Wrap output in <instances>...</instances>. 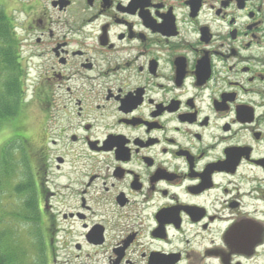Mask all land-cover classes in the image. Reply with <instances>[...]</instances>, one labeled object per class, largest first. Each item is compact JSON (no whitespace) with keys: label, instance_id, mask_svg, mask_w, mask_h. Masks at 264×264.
I'll use <instances>...</instances> for the list:
<instances>
[{"label":"flooded vegetation","instance_id":"flooded-vegetation-1","mask_svg":"<svg viewBox=\"0 0 264 264\" xmlns=\"http://www.w3.org/2000/svg\"><path fill=\"white\" fill-rule=\"evenodd\" d=\"M4 1L42 255L264 264V0Z\"/></svg>","mask_w":264,"mask_h":264},{"label":"trees","instance_id":"trees-1","mask_svg":"<svg viewBox=\"0 0 264 264\" xmlns=\"http://www.w3.org/2000/svg\"><path fill=\"white\" fill-rule=\"evenodd\" d=\"M4 2V0H0V131L5 124H11L12 122H15L19 117L23 107L26 105L24 81L21 78L23 65L21 64L19 57V40L13 33V19L11 18L10 13L7 10V6ZM15 144L16 142L11 141L2 149V153L0 156V180L3 177H9L13 172H16L17 164L10 161L12 156L10 155L9 150L10 148L13 149ZM20 146L22 147L23 151V146ZM23 186L20 184L19 186H15L14 190L18 195L28 193L27 196L29 197L30 193L33 194V187L28 184H23ZM2 191L3 190L0 181V208L1 197L3 195ZM31 200H33V202ZM25 207L27 208V210L30 209L32 211L33 216L30 215L27 218L23 209H21L23 220H29L35 223L38 213L34 206L33 197L28 200ZM0 217L2 218V216ZM17 217H19V215ZM6 238V231L1 230L0 264H29L26 261H23V258H25L26 254L24 253V251L22 253V250L16 247L17 241L10 238L11 242H6ZM40 262L41 264L49 263L47 258H44V256L42 259L40 257Z\"/></svg>","mask_w":264,"mask_h":264},{"label":"rangeland","instance_id":"rangeland-1","mask_svg":"<svg viewBox=\"0 0 264 264\" xmlns=\"http://www.w3.org/2000/svg\"><path fill=\"white\" fill-rule=\"evenodd\" d=\"M7 124H5L2 130L0 131V156L4 146L11 142L8 139L10 133L6 132L5 130ZM30 124H33V122H31ZM30 128H33V130H35L36 127L34 125H30ZM32 146L34 147V143ZM9 150L10 155L12 156L10 161L15 162L17 165L15 173L13 172L12 175H10L9 177L5 176L0 180L3 190V195L1 197L0 216H2V218H5L2 219L0 217V231H6V242H11V239L17 241L16 247L18 249L20 248L22 250V253L24 251V253L26 254L25 258H23V261H26L29 264H41L40 257L42 259L43 255L41 253L42 249L39 246V241L41 240L40 227L32 221H24L23 214L21 212V209H23L27 218L30 215L33 216L32 211L29 209V212V210H27L25 206L30 198H35L34 190H32L34 195L30 193L29 197L27 196L28 193L18 195L14 190L15 186H19V184L23 186V184H26L28 181L26 176H28L29 173L26 168V162L24 157L25 152L22 151V147L19 143H16L14 148H10ZM31 201L33 202V200ZM18 215L19 217H17ZM44 258L46 257L44 256ZM47 260L49 262L48 264H84V262H89L86 257H82L78 260L67 257L58 259L47 258ZM96 260L101 259L98 258Z\"/></svg>","mask_w":264,"mask_h":264}]
</instances>
